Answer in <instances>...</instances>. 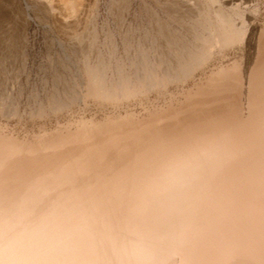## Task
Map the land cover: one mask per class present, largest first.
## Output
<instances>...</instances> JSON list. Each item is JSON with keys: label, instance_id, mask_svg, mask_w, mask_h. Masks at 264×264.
<instances>
[{"label": "bare ground", "instance_id": "bare-ground-1", "mask_svg": "<svg viewBox=\"0 0 264 264\" xmlns=\"http://www.w3.org/2000/svg\"><path fill=\"white\" fill-rule=\"evenodd\" d=\"M215 11L169 79L243 41L246 24ZM257 39L245 107L234 63L149 117L82 121L40 143L0 133V264H264V27ZM208 144L219 151L186 183L166 179Z\"/></svg>", "mask_w": 264, "mask_h": 264}, {"label": "rangeland", "instance_id": "rangeland-1", "mask_svg": "<svg viewBox=\"0 0 264 264\" xmlns=\"http://www.w3.org/2000/svg\"><path fill=\"white\" fill-rule=\"evenodd\" d=\"M220 8L246 24L243 41L214 43L192 77L169 79ZM263 27L264 0H0V133L40 143L82 121L149 117L234 63L245 107Z\"/></svg>", "mask_w": 264, "mask_h": 264}, {"label": "clouds", "instance_id": "clouds-1", "mask_svg": "<svg viewBox=\"0 0 264 264\" xmlns=\"http://www.w3.org/2000/svg\"><path fill=\"white\" fill-rule=\"evenodd\" d=\"M218 151L217 145L208 144L186 157L175 160L168 166L166 179L174 186H182L199 168L211 162Z\"/></svg>", "mask_w": 264, "mask_h": 264}]
</instances>
